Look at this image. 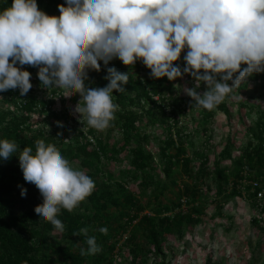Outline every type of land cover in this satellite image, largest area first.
Masks as SVG:
<instances>
[{"label":"trees","instance_id":"trees-1","mask_svg":"<svg viewBox=\"0 0 264 264\" xmlns=\"http://www.w3.org/2000/svg\"><path fill=\"white\" fill-rule=\"evenodd\" d=\"M39 1L44 3L39 9L47 10L50 16H59L58 5L65 4V0ZM11 3L12 0H0V10ZM186 52L187 49L182 51L180 59L174 64L185 66L183 57ZM100 63L99 72L88 70L85 84L89 88H101L108 83L104 79L107 68ZM107 67L129 73V81L123 85L125 92H113V100L119 105V111L115 113L116 119L112 126L104 132L90 128L86 120L79 123L82 128L75 127L65 108L63 111L53 109L56 99L52 94L50 97H38L37 87L41 82L37 74L35 80L31 77L30 82L35 87L26 96H21L18 89L0 92V140L15 141L19 149L28 146L34 152V142L43 139L46 144L55 145L70 163H76L73 168L83 171L95 182L94 191L77 209L71 213L61 209L57 218L65 225V230L60 234L62 237L56 238L51 234L56 230L54 226L34 212L35 206L43 200L35 185L24 181L16 156L19 153L6 161L0 158V264H114L116 236L120 229L127 230L122 223L124 218L128 224L137 219L134 230L126 238L130 243L129 250L135 256L129 264H135L138 248L142 245L139 231L147 239L149 245L146 248L155 254H162L166 234L181 228L184 223L198 221L194 214L200 212L196 205L202 189L200 185L210 186L211 183H207L209 178L214 183L216 195L228 188L240 194L238 184L242 180H248L244 184L247 191L252 189L249 181L257 180L259 185L253 189V196L258 189L264 188L263 111L252 104H240L239 117H243L241 112L244 109V113H257L256 127L247 129L251 139L242 153L236 158L232 157L231 150L235 145L227 137L213 169L207 166V155L197 151L194 153L195 157L201 159L194 171L191 164L193 157L185 147L189 144L186 141L189 135L185 126L181 125L180 118L185 115L187 105L196 107L200 123L206 130L205 124L213 116V111L178 96L175 85L179 78L173 81L167 77L152 78L150 69L142 61H137L129 68L119 59H113ZM36 69L24 65V70L30 73ZM254 74L263 80L264 86V72ZM184 76L194 86L199 84L190 75ZM60 91L53 88L51 93L57 92L63 100ZM72 100L80 101L79 94H73ZM217 109L228 113L225 101ZM44 111H47V117L38 127L37 123L40 122L30 114ZM150 124L162 128L160 140L159 134L154 135L146 130L145 125ZM111 132L118 134L112 141ZM154 139L159 141L155 154L162 164L164 182L157 178L156 155L147 147ZM224 159H230V165L221 166ZM122 161L127 166L117 169V164ZM179 166L185 178L191 179L190 182L185 181L182 175H172V169ZM174 186H177L175 191L172 189ZM21 188L27 190L25 197L20 195ZM166 192L171 194L167 195ZM146 195L153 199L152 214L142 213L144 206L139 198ZM256 201L253 204L257 206ZM183 204H187V210L182 209ZM253 221L256 222V219ZM84 227L89 229L88 236L96 237L102 249L96 255H80V249L87 248L86 237L76 233ZM101 227L108 229L107 235L98 231ZM157 264H164L163 260Z\"/></svg>","mask_w":264,"mask_h":264},{"label":"clouds","instance_id":"clouds-1","mask_svg":"<svg viewBox=\"0 0 264 264\" xmlns=\"http://www.w3.org/2000/svg\"><path fill=\"white\" fill-rule=\"evenodd\" d=\"M58 10L59 16L47 15L36 0H12L0 10V92L18 89L26 96L33 87L31 73L16 65L36 67L45 89L79 94L83 103L74 112L98 132L112 126L119 111L113 92H125L129 81V73L107 67L113 59L129 68L141 60L156 79L190 75L199 84L184 92L208 111L247 77L264 72V0H65ZM185 49L181 70L174 62ZM100 62L107 68L108 83L89 88L88 70L99 72ZM201 82L207 89L203 94L196 91ZM34 143L33 152L0 140V158L6 161L19 153L24 181L35 185L43 200L34 212L63 233L65 225L57 218L61 209H77L95 182L73 168L55 145L43 139ZM26 193L21 188L20 195ZM88 231L84 227L76 233L86 237L82 257L102 250ZM98 231L107 235L108 229Z\"/></svg>","mask_w":264,"mask_h":264},{"label":"rangeland","instance_id":"rangeland-1","mask_svg":"<svg viewBox=\"0 0 264 264\" xmlns=\"http://www.w3.org/2000/svg\"><path fill=\"white\" fill-rule=\"evenodd\" d=\"M38 8L44 5L37 1ZM49 15L48 11H43ZM141 61V60H138ZM22 67L24 66L16 65ZM181 67V70H183ZM38 72V68L31 73V77L35 80V76ZM141 73L140 75H142ZM175 85V93L178 96L188 98V102H192V98L185 92V88L195 87L190 82H187L184 74L179 78ZM263 80L255 76L253 73L242 82L238 89H234V92L225 99L228 105V113H224L219 109H214L213 116L205 124V129L200 123V119L197 116L196 107L187 105L186 113L181 116V125L185 126V131L188 133L186 149L192 158V167L196 171L200 162V157H195L194 153L197 151L207 155V166L211 169L214 168L213 164L218 156L219 151L223 148L227 137H230L235 145L231 150V155L236 158L242 153L243 148L251 138L248 136L247 129H255V120L257 113H244L243 117H239V107L242 103L252 104L261 111L264 112V86ZM231 85V81L228 82ZM33 84V83H32ZM38 86V85H37ZM33 87H35L33 85ZM38 97L55 96L56 102L53 105V109L56 111H65L72 117V124L77 128H82L79 124L80 121L78 114L74 112L76 101L72 100V90L56 88V91L60 89L63 100L60 99L59 94L55 92L51 93L53 88L45 89L41 83L37 87ZM205 84L199 85L196 91L203 94L206 91ZM52 94V95H51ZM67 96V97H66ZM81 99V97H80ZM82 101L80 104L82 105ZM9 106V105H7ZM32 118L38 119V127L41 122L47 117V111L43 113L33 112L30 114ZM146 126V130L151 134H159L160 140L162 137V128L159 125L150 124ZM118 134L111 132L110 140L116 138ZM253 141V140H252ZM192 142L194 144H192ZM159 141L151 140L147 147L155 154L157 151V144ZM156 155V154H155ZM155 166L158 173L157 178L164 179V173L162 172V164L159 162L158 156L154 158ZM230 159H224L221 162L222 165H230ZM73 167L76 163H70ZM127 166L125 161L117 164V169ZM172 175H182L185 181L190 182L191 179L185 178L182 173V168L174 167L172 169ZM209 178L206 184H201L200 198L197 201V207L200 212L194 214V217L198 218V221L192 223H184L181 228L173 231L170 234H166L162 243V254H155L153 251H149L146 247L149 245L147 239L141 235L140 231L138 235L141 238V248H138L135 264H157L161 259L164 264H264V192L261 196H253V189L250 191L244 188V184L248 180H242L239 185L240 194L233 193L229 188L219 195L215 194L214 183ZM254 181V180H252ZM257 181V180H256ZM232 181L229 182L231 184ZM252 185V182L249 181ZM177 186L172 187L173 191ZM135 189V188H131ZM167 195L170 193L166 192ZM258 205H254L255 199ZM144 206L142 213H154L153 199L151 197L143 196L139 198ZM262 206V207H263ZM183 210H187V204L182 205ZM256 219V222L253 219ZM126 231H119L116 236V244L113 249V262L114 264H129L134 255L131 253L130 243L126 240L127 235L132 232L137 219H134L131 224L127 223V219L122 220ZM53 237H62L56 230L51 232Z\"/></svg>","mask_w":264,"mask_h":264},{"label":"built area","instance_id":"built-area-1","mask_svg":"<svg viewBox=\"0 0 264 264\" xmlns=\"http://www.w3.org/2000/svg\"><path fill=\"white\" fill-rule=\"evenodd\" d=\"M258 185L259 184H258V182L256 180L252 181V189H255L256 186H258ZM263 192H264V188H260V189L257 190V195L261 196Z\"/></svg>","mask_w":264,"mask_h":264}]
</instances>
